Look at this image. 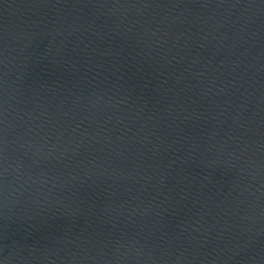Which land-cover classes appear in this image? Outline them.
Returning a JSON list of instances; mask_svg holds the SVG:
<instances>
[{
	"label": "water",
	"instance_id": "1",
	"mask_svg": "<svg viewBox=\"0 0 264 264\" xmlns=\"http://www.w3.org/2000/svg\"><path fill=\"white\" fill-rule=\"evenodd\" d=\"M0 261L264 264V0H0Z\"/></svg>",
	"mask_w": 264,
	"mask_h": 264
},
{
	"label": "clouds",
	"instance_id": "2",
	"mask_svg": "<svg viewBox=\"0 0 264 264\" xmlns=\"http://www.w3.org/2000/svg\"><path fill=\"white\" fill-rule=\"evenodd\" d=\"M0 264H4V261H0Z\"/></svg>",
	"mask_w": 264,
	"mask_h": 264
}]
</instances>
